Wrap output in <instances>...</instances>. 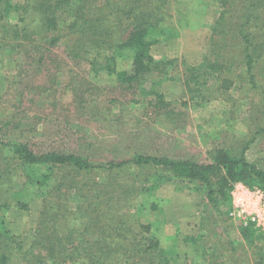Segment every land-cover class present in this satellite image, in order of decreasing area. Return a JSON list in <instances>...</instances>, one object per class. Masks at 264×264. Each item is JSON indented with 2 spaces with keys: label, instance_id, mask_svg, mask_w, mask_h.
Masks as SVG:
<instances>
[{
  "label": "trees",
  "instance_id": "obj_1",
  "mask_svg": "<svg viewBox=\"0 0 264 264\" xmlns=\"http://www.w3.org/2000/svg\"><path fill=\"white\" fill-rule=\"evenodd\" d=\"M212 1L219 11L203 52L197 61L184 63L180 81L200 106L237 84L244 97L255 94L249 101L250 118L264 125V0ZM187 11L184 0H0V111L12 110L0 118V264H173L178 259L183 264H205L207 259V264H251L247 247L255 249V264H264L263 235L252 224H238L242 235L238 245L218 237L208 251L202 236L177 229L164 247L157 232L159 222L167 220L164 208L150 203L153 215L161 217L155 222L144 221L139 213L141 192L149 193L159 180H182L204 195L209 210L227 220L233 181L264 190V169L243 151L232 154L226 147L212 148L204 161L148 154L140 151L138 138L150 133L140 134L133 127L117 131L119 138L132 140L126 148L120 147L116 135L107 142H78L77 149L66 150L43 149L28 137L36 133L28 114L41 103L33 86L38 93L53 91L47 97L52 109L34 114L36 124L39 116L54 115L59 102L54 92L62 77L80 82L74 84L73 104L88 115L87 120H98L103 113L96 105L93 110L91 95L84 97L82 89H88L89 80L67 71L69 61L77 67L86 65L93 82L115 81L126 91L139 89L142 97L151 96L147 105L153 111L174 122L176 112L161 87L171 78L165 75L175 67V58L157 59L152 49L181 37L178 25L183 20L188 24ZM118 56L129 57L128 67H118ZM107 110V116L112 114ZM106 121L114 127L126 123L122 115ZM27 165L58 169L32 228L25 220L19 225L10 218L30 208L22 199L33 181ZM48 178L50 174L42 177ZM69 194L80 197L74 206Z\"/></svg>",
  "mask_w": 264,
  "mask_h": 264
},
{
  "label": "rangeland",
  "instance_id": "obj_2",
  "mask_svg": "<svg viewBox=\"0 0 264 264\" xmlns=\"http://www.w3.org/2000/svg\"><path fill=\"white\" fill-rule=\"evenodd\" d=\"M184 1L187 4L186 20L188 24L184 23L186 21L183 20L178 25L181 37H177L174 42L167 46L162 43L152 49L157 59L175 58V67L172 69L169 67L165 75V77L171 78L163 81L161 87L165 99L169 101L176 112L177 116L174 117L176 118L174 122L164 119L153 111L152 107L147 105V100L151 96L142 97L139 95V89L133 88V90L126 91L119 88L115 81H112L113 83L105 80H100L99 83L93 82L91 81L90 70L86 65L84 67L82 64L81 67H77L72 61H69L66 67L69 74L72 75L77 71L78 74L80 73L89 80L87 81L88 89L85 90L86 87L82 89L84 97L91 95L90 99L94 101L93 110L96 105L95 107L103 109V113L100 112V116L95 118L98 120L94 121L91 118L87 120L88 115L76 109L73 104L74 92H76L74 84L80 86V82L74 81L73 83V81H67V77H62L63 80L59 81L57 91L54 92L59 101L55 105L54 115L50 117L39 116L36 124L34 123L36 120L33 118L34 114L41 115L52 109L47 97L51 93L53 94V91L38 93L39 88L33 86L31 91L37 95L35 96L37 102L40 100L41 103H35L30 114H28L30 122L33 121L32 124L34 127L36 126V133L30 134L28 137L39 142L43 149L60 146L66 150L77 149L78 142H82L83 145L89 141L103 140L102 142H107L116 135V141L120 142L121 140L120 147L126 148V146L131 145L128 143L132 140L119 138L120 134L117 131L123 132L125 128L126 132L133 127L140 134L146 131L150 133L148 138L145 136L138 138L141 140L139 141L141 143L139 144L140 151L148 154H167L178 158L204 161L207 157V150L226 147L232 154H240L243 151L249 161L264 169V128L258 130L264 125L255 123L250 118L253 110L249 101L255 97V94H247L244 97L243 94H240L238 85L235 84L229 90L222 91V95H220L221 93L215 94L216 96L220 95V97L212 98L205 105L200 106L194 103L196 98H192L191 93L184 89L182 81H180L184 63L197 61L203 52V43L219 11V6L212 0ZM128 60L129 57L118 56V67H128ZM14 65L15 62L9 64L11 67ZM81 81L83 80L81 79ZM36 83L34 85H37ZM99 85L102 89L98 90ZM113 97L117 100L111 103L110 99ZM43 102L44 104H42ZM107 108L112 112L108 116ZM121 110L122 112H120ZM11 112L9 107L6 112L0 111V118ZM55 114H57L58 119ZM111 115L113 117L122 115L123 122L126 123L120 127L111 126L110 122L106 121L111 118ZM32 124L29 126L32 127ZM145 128L146 130H144ZM248 140L251 141L246 145ZM73 145L74 147H72ZM245 145L246 148L243 149ZM26 171L33 181L23 190L22 199L30 203V208L25 213L11 214L10 218L19 225L22 220H25L28 228H32L36 223L42 198L46 189L53 182V177H55L58 169L49 165H27ZM45 174H50V178L43 181L42 177ZM185 184L186 182L184 183L182 180H159V185L156 188L148 191L149 193L141 192L142 194L137 198V201L140 200L142 203L139 207V213L144 221L155 222L156 219L161 218L153 215L154 213L149 209L150 203L153 202L164 208L167 220L159 222L157 228L161 245L167 247L177 229L183 234L202 236L206 241L204 247L206 244L210 247L208 251H212V244L217 241L218 237H222L223 241L233 240L238 245L242 241L238 223L230 217L223 221L222 214L209 210L203 194L189 189ZM79 200L80 197L77 194H69L68 196L71 206H74L75 202ZM184 248L181 246L183 251ZM185 249L187 250V248ZM246 249V256L250 263L255 264L257 256L254 252L255 249L251 247ZM188 250L190 251V249ZM238 253L240 254L242 251L238 250ZM207 261L208 259L205 264L208 263ZM173 264H183V261L178 259Z\"/></svg>",
  "mask_w": 264,
  "mask_h": 264
},
{
  "label": "built area",
  "instance_id": "obj_3",
  "mask_svg": "<svg viewBox=\"0 0 264 264\" xmlns=\"http://www.w3.org/2000/svg\"><path fill=\"white\" fill-rule=\"evenodd\" d=\"M229 196L228 216L241 226L252 224L263 235L264 241V190L236 180L231 184Z\"/></svg>",
  "mask_w": 264,
  "mask_h": 264
}]
</instances>
